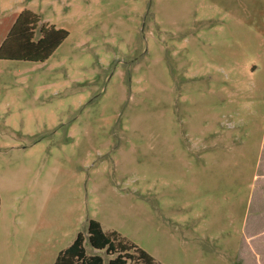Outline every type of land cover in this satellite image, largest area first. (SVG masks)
<instances>
[{
  "label": "rangeland",
  "instance_id": "obj_1",
  "mask_svg": "<svg viewBox=\"0 0 264 264\" xmlns=\"http://www.w3.org/2000/svg\"><path fill=\"white\" fill-rule=\"evenodd\" d=\"M23 9L68 36L43 62L0 59V264L19 225L50 239L29 264H53L90 219L161 264H240L264 0H0V44Z\"/></svg>",
  "mask_w": 264,
  "mask_h": 264
},
{
  "label": "trees",
  "instance_id": "obj_2",
  "mask_svg": "<svg viewBox=\"0 0 264 264\" xmlns=\"http://www.w3.org/2000/svg\"><path fill=\"white\" fill-rule=\"evenodd\" d=\"M40 20V17L29 9L20 11L0 44V59L45 61L68 36V32L47 22L41 23ZM37 29L39 36L35 39ZM258 173H264V155L258 164ZM260 183L259 188L264 192V179ZM245 227L246 234H249L254 226L250 229ZM85 240L94 250L111 256L108 264H161L117 232L104 231L101 224L94 219L88 221L85 234L78 232L74 240L58 252L53 264H104L101 255L87 254ZM240 264H264V259H256L255 254L250 251Z\"/></svg>",
  "mask_w": 264,
  "mask_h": 264
},
{
  "label": "crops",
  "instance_id": "obj_3",
  "mask_svg": "<svg viewBox=\"0 0 264 264\" xmlns=\"http://www.w3.org/2000/svg\"><path fill=\"white\" fill-rule=\"evenodd\" d=\"M263 155L264 151L262 146L258 156V164L261 162V157ZM255 176L256 183L251 189L252 196H255V207L253 213L250 215V219H252L250 227H254L253 229H250L249 234H246V242L251 245L249 251L255 254L256 259L260 260L262 258L264 259V192L263 189L259 188V183L264 179V173L257 172ZM19 226L20 229L18 230V235H13L15 239H9L2 244V247L4 245V263L14 264L13 261L18 259L22 264H29L30 262L42 259L45 255L44 250L48 252V245H44L45 241L46 243L50 242L48 234L41 237L36 236L32 229L28 230L25 226ZM246 226H248V224H246ZM17 227L18 225L15 228L17 229ZM38 239L43 241L42 246Z\"/></svg>",
  "mask_w": 264,
  "mask_h": 264
}]
</instances>
